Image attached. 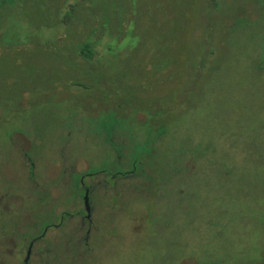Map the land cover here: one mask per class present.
Wrapping results in <instances>:
<instances>
[{
  "label": "rangeland",
  "instance_id": "1",
  "mask_svg": "<svg viewBox=\"0 0 264 264\" xmlns=\"http://www.w3.org/2000/svg\"><path fill=\"white\" fill-rule=\"evenodd\" d=\"M62 211L30 264H264V0H0V264Z\"/></svg>",
  "mask_w": 264,
  "mask_h": 264
},
{
  "label": "flooded vegetation",
  "instance_id": "2",
  "mask_svg": "<svg viewBox=\"0 0 264 264\" xmlns=\"http://www.w3.org/2000/svg\"><path fill=\"white\" fill-rule=\"evenodd\" d=\"M24 156H26V155L24 154ZM17 158L19 159V163H20V160L22 159L21 162L23 164V167H27L28 166V172H27L28 173V178H29L30 181H32V184L35 185L34 173L32 172L34 170V167L32 165H30V163L27 162V159H23V158L20 159V157H17ZM103 172H105V171L101 170V171H98L97 173H103ZM131 173H132V170L128 171V172H123V173H115L114 175H128V174H131ZM61 174H62L61 176L63 178V174H65L63 169H62ZM93 175H94V173L93 174H88V173L84 172V173H81L80 176H79V178L82 177L81 180H80V184H81V187H82V190H83V206H84V211L82 212V215H81V218H80L81 219V225H84L85 223H87L88 229L87 228H86L87 230L85 229L86 233L84 232L83 236H80V235L78 236V234L82 233V231L80 229H75L74 232H72V231L70 232L71 233L70 238L71 237H72V239L74 238L73 239L74 245L70 246L71 247L70 250H77V252L80 250L82 245H85V246L88 245V240H89V237H90L89 235H90V225H91V208H90V204H89V190L88 189H89V186L90 187H94V183H93V181H91L88 178L90 176H93ZM86 180H87V182H86ZM86 192L88 194L89 213L86 212V208H85V205H84V197H85V193ZM36 202H38V200ZM60 215H62L60 221L50 222L48 224H44L42 226L43 230L40 233H38L37 235H34L30 239H20L19 240V243L21 244L20 245L21 248L19 247L20 248V252H21V254L25 253L21 264H25L24 260L26 258L27 253H29V258H28V261H27L26 264H30L31 252L34 249V246L37 243L39 244V241H41L42 239H45L46 235L49 233L48 232L49 229L53 228V229H56L57 231H63V229L67 225V220H69L68 218L73 219V216H74L73 214L69 213V211L68 212L67 211L63 212L62 211L60 213ZM65 217H66V221H65ZM22 245H23V247H22ZM60 246H61V248L57 247V250H61L62 249V245H60ZM52 251H53L52 254L54 256L56 255V256L59 257L60 252L56 251L57 253L55 254L54 249H52Z\"/></svg>",
  "mask_w": 264,
  "mask_h": 264
},
{
  "label": "trees",
  "instance_id": "3",
  "mask_svg": "<svg viewBox=\"0 0 264 264\" xmlns=\"http://www.w3.org/2000/svg\"><path fill=\"white\" fill-rule=\"evenodd\" d=\"M88 47H83L81 48L79 54L83 57H86L88 59L92 58L93 54H94V50L89 49Z\"/></svg>",
  "mask_w": 264,
  "mask_h": 264
},
{
  "label": "water",
  "instance_id": "4",
  "mask_svg": "<svg viewBox=\"0 0 264 264\" xmlns=\"http://www.w3.org/2000/svg\"><path fill=\"white\" fill-rule=\"evenodd\" d=\"M84 205L86 208V212L89 213V206H88V194L87 192L85 193V197H84ZM29 258V253H27L26 258L24 260V263L26 264Z\"/></svg>",
  "mask_w": 264,
  "mask_h": 264
}]
</instances>
